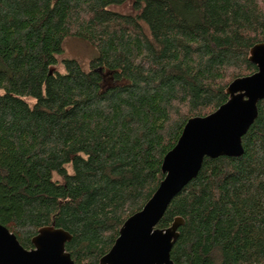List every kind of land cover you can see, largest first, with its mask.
Instances as JSON below:
<instances>
[{"label": "trees", "instance_id": "obj_1", "mask_svg": "<svg viewBox=\"0 0 264 264\" xmlns=\"http://www.w3.org/2000/svg\"><path fill=\"white\" fill-rule=\"evenodd\" d=\"M133 3L134 13L114 10ZM97 49L89 68L64 40ZM264 0H0V223L26 248L44 226L100 264L161 181L187 121L257 71ZM30 98L33 102L27 100ZM241 156L205 157L159 227L175 264H264V99Z\"/></svg>", "mask_w": 264, "mask_h": 264}, {"label": "water", "instance_id": "obj_2", "mask_svg": "<svg viewBox=\"0 0 264 264\" xmlns=\"http://www.w3.org/2000/svg\"><path fill=\"white\" fill-rule=\"evenodd\" d=\"M257 71L233 80L227 102L206 116L190 118L176 145L163 159L164 179L144 207L130 216L100 264H175L172 248L183 219L168 227L159 223L173 198L193 180L205 157H237L244 153L243 136L258 117L264 99V42L251 48ZM72 235L55 223L40 228L26 248L10 227L0 223V264H76L66 249Z\"/></svg>", "mask_w": 264, "mask_h": 264}, {"label": "rangeland", "instance_id": "obj_3", "mask_svg": "<svg viewBox=\"0 0 264 264\" xmlns=\"http://www.w3.org/2000/svg\"><path fill=\"white\" fill-rule=\"evenodd\" d=\"M114 10L121 12L134 13L133 3L130 1L124 5L114 6ZM64 51L58 56V64L52 66L53 71L65 72L66 68L63 64L65 58H74L78 60L84 68H89L90 59L97 55V49L89 42L79 37H68L63 43ZM28 101L33 102L32 99L27 98Z\"/></svg>", "mask_w": 264, "mask_h": 264}]
</instances>
